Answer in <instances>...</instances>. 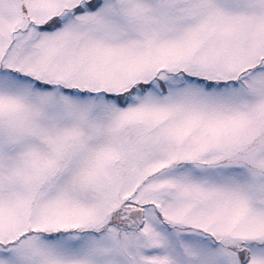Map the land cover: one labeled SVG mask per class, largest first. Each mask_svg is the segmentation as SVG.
I'll return each mask as SVG.
<instances>
[{
	"label": "snow or ice",
	"instance_id": "obj_1",
	"mask_svg": "<svg viewBox=\"0 0 264 264\" xmlns=\"http://www.w3.org/2000/svg\"><path fill=\"white\" fill-rule=\"evenodd\" d=\"M0 264H264V0H0Z\"/></svg>",
	"mask_w": 264,
	"mask_h": 264
}]
</instances>
